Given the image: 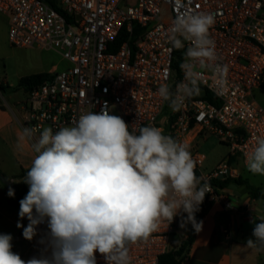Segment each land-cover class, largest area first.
<instances>
[{
  "label": "built area",
  "instance_id": "1",
  "mask_svg": "<svg viewBox=\"0 0 264 264\" xmlns=\"http://www.w3.org/2000/svg\"><path fill=\"white\" fill-rule=\"evenodd\" d=\"M185 13L215 17L210 36L218 63L228 68V85L219 89L205 71L200 83L205 97L193 96L178 110L169 106L164 112L167 102L158 88L167 83L175 91L184 80L185 49L172 48L167 29ZM0 14L8 17L10 45L53 50L67 64L47 72L22 104L21 129H37V137L45 127L55 132L107 105L129 125H154L186 142L196 175L213 197L220 188L213 180L227 173L234 178L235 171L226 161L205 173L195 140L214 137L228 148L227 160L238 156L244 163L254 138L264 135V108L253 97L264 82V0H0ZM208 94L216 105L206 101ZM179 218L162 223L147 242L131 246L132 264H157L171 248ZM22 231L17 238H23ZM46 231V224L39 226L28 259L40 254ZM97 264H105L99 253Z\"/></svg>",
  "mask_w": 264,
  "mask_h": 264
},
{
  "label": "clouds",
  "instance_id": "2",
  "mask_svg": "<svg viewBox=\"0 0 264 264\" xmlns=\"http://www.w3.org/2000/svg\"><path fill=\"white\" fill-rule=\"evenodd\" d=\"M215 22L211 13H185L167 29L172 48L185 49L184 80L175 91L167 83L158 88L173 110L200 94L205 71L219 89L228 85V68L218 63L210 36ZM36 133L24 127L19 135L35 155L23 179L28 192L19 201L16 227L32 241L46 224L39 240L43 247L38 256L24 260L12 250V235L0 234V264H97V253L105 264H132L130 247L147 242L164 222L180 216L181 229L190 224L194 232L202 230L195 214L210 186L196 175L186 142L154 125H129L107 105L55 132L45 127ZM254 139L244 164L250 173L264 176V135ZM7 195L14 198V189ZM251 223L252 238L244 246L264 252V217Z\"/></svg>",
  "mask_w": 264,
  "mask_h": 264
},
{
  "label": "crops",
  "instance_id": "3",
  "mask_svg": "<svg viewBox=\"0 0 264 264\" xmlns=\"http://www.w3.org/2000/svg\"><path fill=\"white\" fill-rule=\"evenodd\" d=\"M53 70L56 68L51 69V71ZM6 86L9 87L8 85L3 87ZM257 90L261 91L260 88ZM9 99L12 100L11 97ZM9 102L0 94V145H5L11 150L12 157L15 158L21 170H28L35 154L28 142L19 140L20 122L23 117L22 105L17 111L15 107L18 102ZM207 138L209 137H198L195 140L197 148L200 140L205 141ZM227 155L228 153L215 166L228 161V166L235 171L234 178L245 182L244 185H236L247 188L248 194L234 195L217 188L215 195L208 197L210 203L200 220L203 222L202 230L199 233L195 232L187 256L181 264H264L263 252H256L244 246L247 239L252 238L254 224L251 221L253 218L264 217V200L251 198L249 188H256L262 193L264 191L258 185H254L246 176L244 173L245 164L238 156L230 157L227 160ZM10 180L13 179L10 178ZM22 181L23 178L14 179L16 184H13L17 188L16 185L19 187ZM3 189H5L4 186ZM180 220L181 217L177 219V231ZM256 223L259 221L257 220ZM23 239L16 237V241H19L15 242L16 245Z\"/></svg>",
  "mask_w": 264,
  "mask_h": 264
},
{
  "label": "rangeland",
  "instance_id": "4",
  "mask_svg": "<svg viewBox=\"0 0 264 264\" xmlns=\"http://www.w3.org/2000/svg\"><path fill=\"white\" fill-rule=\"evenodd\" d=\"M7 24L8 17L0 14V85H8L11 88L16 87L21 77L40 72H48L54 67L57 71L66 67L61 56L53 50L41 49L38 47H14L10 45L7 39ZM0 94H2L8 102L17 101L18 105L15 107L17 111H19V107L24 103L27 97V94L24 93L22 89L10 92L8 88H4L3 91L0 89ZM9 97H11L12 100H10ZM253 97L256 103L264 108V93L255 90L253 92ZM200 141L198 151L205 156L203 170L205 173H208L213 170L219 160L228 153V148L211 136L205 141ZM244 170V173H246L250 181L254 185H258L261 190L264 191V176L258 174L254 175L246 168ZM246 171L249 172V174H247ZM0 173L7 179L12 178L13 180L11 181H13V183H15L14 179H19L18 176L21 173L20 166L15 158L13 159L12 157L11 150L5 145H0ZM22 184L23 181L19 187L16 185L18 190L15 193V197L10 198L6 190L3 189L5 192L2 190L4 185L0 182V234H11L14 248H12V250L18 253L22 259L28 260L33 240L28 241L23 239L18 245L15 243L19 242L16 241V237L21 230V228L16 227L19 219L18 212L20 205L16 207L12 202L18 199V191L22 188ZM22 223L24 224V220ZM190 226L189 224L187 229H181L179 223L176 235L171 237L173 242L171 244L172 249H176L179 243L186 238Z\"/></svg>",
  "mask_w": 264,
  "mask_h": 264
},
{
  "label": "trees",
  "instance_id": "5",
  "mask_svg": "<svg viewBox=\"0 0 264 264\" xmlns=\"http://www.w3.org/2000/svg\"><path fill=\"white\" fill-rule=\"evenodd\" d=\"M48 77V73L47 72H43V73H36V74H31L28 76H24L21 77L18 81V84L16 87H5L8 88L11 92L16 91L18 89H22L26 94L32 90L33 88H35L36 86H38L40 83H42L44 80H46ZM0 89L3 91L4 87L2 85H0ZM260 89L262 91V93H264V83L261 84ZM206 101H208L209 103H211L212 105H216V101L212 98V96L210 94H208L206 96ZM169 108V103H166V106L164 108V112H166ZM26 172L27 170H21V173L19 174V178H23L26 176ZM1 175V173H0ZM237 184V185H244L245 182L238 179V178H226L225 180H218V179H214L212 184L213 185H217L219 186L221 189L225 188L228 184ZM28 192V185L23 183L22 184V188L18 191V199L15 200L14 202H12V204L14 206H19V201L25 197V195ZM249 195L251 196V198L253 199H261L264 200V193H262L260 190L256 189V188H249ZM209 200H208V196H205V199L203 201V203L200 205V210L195 214L196 215V219L197 221H200L205 213V210L207 208V206L209 205ZM194 230L192 229V227L190 226L189 231H188V235L186 236L185 239H183L178 247L176 249H172L169 248L167 250L166 253H164L163 255L160 256L159 261L157 264H181L188 253L189 247L192 244L193 241V237H194Z\"/></svg>",
  "mask_w": 264,
  "mask_h": 264
},
{
  "label": "water",
  "instance_id": "6",
  "mask_svg": "<svg viewBox=\"0 0 264 264\" xmlns=\"http://www.w3.org/2000/svg\"><path fill=\"white\" fill-rule=\"evenodd\" d=\"M201 92L199 95H195L196 97H205L206 92L203 88H201ZM229 174H225L222 176H218V179H225L228 178ZM0 182L4 185L6 192H8V189L11 187L14 189L15 193L17 192V188L15 187V185L13 184V182L10 179H7L5 177H3L2 175H0ZM223 191L228 192V193H232L234 195H247V188L245 187H238L236 184L231 183L228 184L225 188H223Z\"/></svg>",
  "mask_w": 264,
  "mask_h": 264
}]
</instances>
